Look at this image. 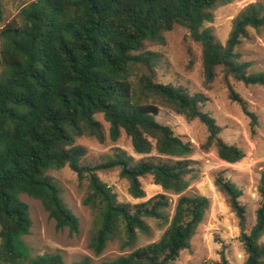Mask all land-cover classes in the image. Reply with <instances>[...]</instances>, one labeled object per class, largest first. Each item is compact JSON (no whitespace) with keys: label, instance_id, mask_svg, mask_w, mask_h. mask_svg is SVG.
I'll return each mask as SVG.
<instances>
[{"label":"trees","instance_id":"1","mask_svg":"<svg viewBox=\"0 0 264 264\" xmlns=\"http://www.w3.org/2000/svg\"><path fill=\"white\" fill-rule=\"evenodd\" d=\"M234 1L33 0L0 28V264H64L58 254L30 255L23 238L29 234L31 219L27 204L20 199L26 195L40 201L58 229L76 232V218L47 175L64 167L79 181H87L82 203L99 219L90 241L96 255L115 239L121 241V249H133L139 233L149 234L147 220L167 225L158 242L101 264H171L190 248L210 201L184 194L190 185L187 177L194 172L188 159L192 144L156 121L160 109L200 122L208 133L202 148L213 146L221 161L235 164L245 153L220 138L221 127L204 110L207 99L203 94L155 81L158 55L150 49L164 46L165 34L181 26L202 48L205 85L222 66L236 80L264 88V73L247 74L248 64L239 63L235 53L249 30H264V8H244L233 20L224 46L207 27L214 21L216 7ZM229 98L245 110L243 100L232 90ZM97 115L109 125L111 141H117L123 131L134 152L149 157L135 162L115 149L103 162L84 163L87 151L77 140H105ZM99 172H117L128 181L129 194L136 199L144 197L139 179L150 176L165 192L179 196L172 218L165 195L136 205L120 203L99 179ZM214 185L228 197L238 220L244 264H264L260 243L264 175L257 188L260 204L254 224L246 232L240 192L220 177ZM216 264L228 262L222 255Z\"/></svg>","mask_w":264,"mask_h":264},{"label":"rangeland","instance_id":"2","mask_svg":"<svg viewBox=\"0 0 264 264\" xmlns=\"http://www.w3.org/2000/svg\"><path fill=\"white\" fill-rule=\"evenodd\" d=\"M33 0H0L3 11V22L0 28L11 21L20 9ZM248 5H259L264 8V0H235L229 5L218 6L214 10V21L207 25L218 44L224 46L232 30V22ZM164 46L150 49L158 55L155 68V81L161 84L182 86L191 94L200 93L207 99L204 110L215 119L221 127L220 138L230 145L242 149L245 157L238 163L229 164L221 161L215 148H202L208 133L197 120L188 121L168 109L161 108L156 121L169 126L175 135L192 144V161L194 172L187 177L190 185L187 196L199 195L210 201V208L191 240L190 248L180 253L171 264H216L222 255L228 264H244L246 255L239 241L240 229L238 220L232 212L228 197L214 185L217 178L231 183L240 192L239 202L246 210V230L254 224L255 211L260 198L257 188L264 175V88L258 85H246L227 75L219 66L214 80L207 86L204 83L202 68V48L193 41L181 26H175L165 34ZM238 62L248 64L247 74L264 73V30H249V36L236 47ZM230 90L244 102L242 106L229 98ZM95 119L102 125L105 140L99 143L95 139L83 137L77 144L84 147L87 154L84 163L95 165L109 159L115 149H120L135 162L149 157L134 152L131 140L121 131L117 141L109 138V125L102 115ZM155 155L154 153L151 156ZM47 175L59 188L62 200L77 220V231L68 227L58 229L50 219L40 201L26 195L20 199L27 204L31 227L29 234L23 238L32 257L43 254H58L64 264L87 260L89 264H101L127 255L133 250L158 242L167 225L147 220L149 234H138L133 249H121V241L109 242L100 255L90 248V241L99 226L98 216L83 205L87 191V181H79L76 175L64 167L50 170ZM99 179L109 186L117 195L120 203L131 205L148 201L157 195H165L169 201L167 213L172 218L179 196L165 192L153 183L150 176L140 178L144 197L133 198L129 194V183L120 178L117 172H99ZM264 245V236L260 239Z\"/></svg>","mask_w":264,"mask_h":264}]
</instances>
